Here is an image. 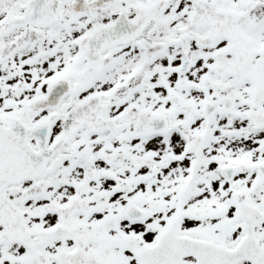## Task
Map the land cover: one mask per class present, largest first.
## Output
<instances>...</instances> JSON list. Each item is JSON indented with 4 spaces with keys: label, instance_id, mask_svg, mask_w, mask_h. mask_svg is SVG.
<instances>
[{
    "label": "snow or ice",
    "instance_id": "obj_1",
    "mask_svg": "<svg viewBox=\"0 0 264 264\" xmlns=\"http://www.w3.org/2000/svg\"><path fill=\"white\" fill-rule=\"evenodd\" d=\"M0 264H264V0H0Z\"/></svg>",
    "mask_w": 264,
    "mask_h": 264
}]
</instances>
